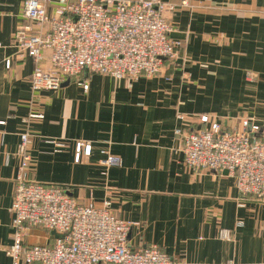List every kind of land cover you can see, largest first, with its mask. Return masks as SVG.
I'll return each instance as SVG.
<instances>
[{"label":"crops","instance_id":"crops-1","mask_svg":"<svg viewBox=\"0 0 264 264\" xmlns=\"http://www.w3.org/2000/svg\"><path fill=\"white\" fill-rule=\"evenodd\" d=\"M24 1L0 0V264H12L7 248L24 131L33 177L63 186L81 203L110 199L133 223L132 245L156 243L181 264H264V200L242 199L227 170L190 168L175 132L198 127L201 113L223 125L264 119V0H165L175 6L165 13L171 37L183 46L160 73L131 79L83 70L38 91L31 86L35 62L19 50L16 34L45 27L24 16ZM44 55L50 68V51ZM52 139L65 144L57 151ZM78 141L92 143L80 161ZM107 152L122 162L106 165ZM219 227L232 239L218 238ZM58 235L36 226L26 242L54 244Z\"/></svg>","mask_w":264,"mask_h":264},{"label":"built area","instance_id":"built-area-1","mask_svg":"<svg viewBox=\"0 0 264 264\" xmlns=\"http://www.w3.org/2000/svg\"><path fill=\"white\" fill-rule=\"evenodd\" d=\"M174 9L165 0H25L24 16L45 27L42 34H26V29L16 34L19 50L35 62L33 90L57 89L83 70L131 79L160 73L166 61L180 56L183 46L171 37L173 26L165 15ZM45 51H50V68L42 65ZM199 123L175 129L183 139L185 164L196 171L227 170L242 199L264 200V119L241 116L223 125L201 113ZM51 141L57 151L65 144ZM91 151V142L78 141L75 160ZM17 154L13 242L7 248L12 264H181L156 243L132 245L133 223L112 209L110 199L81 203L63 186L35 179L29 131L21 133ZM121 162V156L111 152L104 159L106 165ZM36 226L56 230L54 244H28L27 236ZM216 236L232 239L227 227H219Z\"/></svg>","mask_w":264,"mask_h":264},{"label":"water","instance_id":"water-1","mask_svg":"<svg viewBox=\"0 0 264 264\" xmlns=\"http://www.w3.org/2000/svg\"><path fill=\"white\" fill-rule=\"evenodd\" d=\"M226 172V170H224Z\"/></svg>","mask_w":264,"mask_h":264}]
</instances>
